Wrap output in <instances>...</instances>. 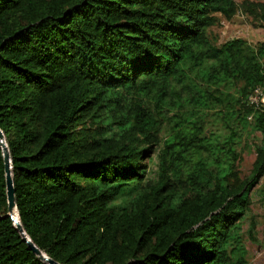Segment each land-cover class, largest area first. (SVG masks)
<instances>
[{"label": "trees", "instance_id": "trees-1", "mask_svg": "<svg viewBox=\"0 0 264 264\" xmlns=\"http://www.w3.org/2000/svg\"><path fill=\"white\" fill-rule=\"evenodd\" d=\"M239 8L264 28L248 1L0 0V131L19 224L50 260L248 264L239 224L256 186L264 204V115L247 97L264 89V41L207 33ZM247 117L262 139L242 179ZM0 264H48L8 215L1 145Z\"/></svg>", "mask_w": 264, "mask_h": 264}, {"label": "rangeland", "instance_id": "rangeland-1", "mask_svg": "<svg viewBox=\"0 0 264 264\" xmlns=\"http://www.w3.org/2000/svg\"><path fill=\"white\" fill-rule=\"evenodd\" d=\"M238 6L244 1L253 4L264 5V0H233ZM212 42L219 46L232 39H243L254 46L264 41V28L260 21L252 19L250 15L239 8L238 12L229 20L217 15V22L208 28ZM248 125L240 132L241 140L236 146L239 156L237 169L240 178L249 176L255 159V147L260 143L262 137L259 131L253 129L251 117H247ZM252 124V125H251ZM214 128L206 129L208 135ZM157 152L153 155L150 162H146V178L155 181L157 178ZM264 177L260 181L262 183ZM256 186L251 194V206L245 218L239 224V235L247 251L248 264H264V204L260 197L255 193ZM253 226L252 229L250 227Z\"/></svg>", "mask_w": 264, "mask_h": 264}, {"label": "water", "instance_id": "water-1", "mask_svg": "<svg viewBox=\"0 0 264 264\" xmlns=\"http://www.w3.org/2000/svg\"><path fill=\"white\" fill-rule=\"evenodd\" d=\"M0 145L3 152V160H4V173H5V184H6V196H7V203H8V215L12 219L16 229L20 233L22 237V241H24L29 250H31L40 260L47 262L48 264H58L52 260H50L46 255H44L34 244L30 241V239L26 236L25 232L22 230L18 216L16 211V206L14 203V189L12 178L10 174V160H9V153L5 143L4 135L0 131ZM15 212V217H14Z\"/></svg>", "mask_w": 264, "mask_h": 264}, {"label": "built area", "instance_id": "built-area-1", "mask_svg": "<svg viewBox=\"0 0 264 264\" xmlns=\"http://www.w3.org/2000/svg\"><path fill=\"white\" fill-rule=\"evenodd\" d=\"M247 103L259 113L264 115V89L255 87L247 97Z\"/></svg>", "mask_w": 264, "mask_h": 264}, {"label": "bare ground", "instance_id": "bare-ground-1", "mask_svg": "<svg viewBox=\"0 0 264 264\" xmlns=\"http://www.w3.org/2000/svg\"><path fill=\"white\" fill-rule=\"evenodd\" d=\"M16 215H15V212H14V217H15Z\"/></svg>", "mask_w": 264, "mask_h": 264}]
</instances>
